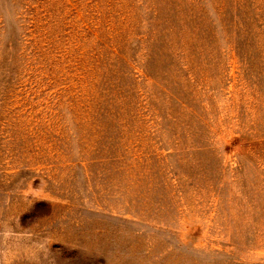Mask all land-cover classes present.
Here are the masks:
<instances>
[{"label":"rangeland","instance_id":"obj_1","mask_svg":"<svg viewBox=\"0 0 264 264\" xmlns=\"http://www.w3.org/2000/svg\"><path fill=\"white\" fill-rule=\"evenodd\" d=\"M0 220L52 264H264V0H0Z\"/></svg>","mask_w":264,"mask_h":264},{"label":"clouds","instance_id":"obj_2","mask_svg":"<svg viewBox=\"0 0 264 264\" xmlns=\"http://www.w3.org/2000/svg\"><path fill=\"white\" fill-rule=\"evenodd\" d=\"M49 245L29 229L21 228L18 221L0 220V264H14L17 259L26 264H52Z\"/></svg>","mask_w":264,"mask_h":264}]
</instances>
